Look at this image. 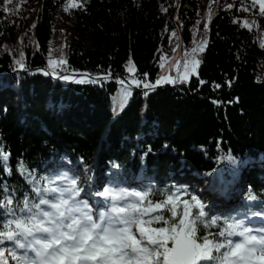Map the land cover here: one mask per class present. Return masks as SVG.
Returning a JSON list of instances; mask_svg holds the SVG:
<instances>
[{
	"label": "trees",
	"instance_id": "16d2710c",
	"mask_svg": "<svg viewBox=\"0 0 264 264\" xmlns=\"http://www.w3.org/2000/svg\"><path fill=\"white\" fill-rule=\"evenodd\" d=\"M6 40L15 45H0V73H14L0 78V148L9 154L0 156V188H25L39 177L40 156L44 163L55 157L46 169L72 163L86 177L114 163L129 172L144 167L157 180L215 174L218 190H240L239 197L255 191L257 173L264 179V15L254 1L0 0V43ZM200 46L205 51L193 54ZM22 53L24 69L50 71L49 59H64L61 75L119 73L130 84L127 67L155 83L182 77L193 56L201 64L188 82L145 96L119 77L71 85L23 72ZM100 147L99 170L92 159Z\"/></svg>",
	"mask_w": 264,
	"mask_h": 264
},
{
	"label": "snow or ice",
	"instance_id": "6c2138e0",
	"mask_svg": "<svg viewBox=\"0 0 264 264\" xmlns=\"http://www.w3.org/2000/svg\"><path fill=\"white\" fill-rule=\"evenodd\" d=\"M71 7L80 5L72 3ZM69 10L67 6L64 8L66 12ZM260 12L264 15V4L260 5ZM201 43L206 45L207 41ZM198 50L204 52L205 48L191 49L193 54ZM66 63L64 59H49L50 71L45 74L77 84L99 82V78L87 79L83 73L78 74L80 78L61 75L58 69L65 70ZM16 64L20 69L25 68L23 53ZM200 64L201 60L193 56L186 60L182 77L179 74L175 78L160 76L155 83L144 80L147 73L138 75L134 66L126 67L132 74L129 77L131 84L143 89L147 96L149 89L154 90L162 84L188 82L190 77L198 75ZM119 83L123 85L124 79ZM200 83L203 85L206 81ZM0 156L7 161L9 154L0 148ZM6 170L11 173L10 168ZM41 179L43 192L40 181L35 178L29 181L33 185L32 191L39 197L38 203L29 199L28 192L21 200L16 188L7 184L0 188L3 192L0 209L4 210L0 217L11 216L0 222V264H200L201 261L264 264V228L254 230L236 216L210 215L198 196L190 194L186 186L183 191L172 186L167 192H161L149 186L146 190H124L122 193L105 187L95 195L111 197L112 203L108 211L100 210L98 218H94L95 209L86 201L83 204L75 201L77 191L56 186V180L62 177ZM76 184L73 179L71 185ZM44 193L58 195L49 199ZM157 196L161 198L155 199ZM249 198L255 200L256 196ZM41 205H48L49 210ZM193 209L198 212L194 213ZM252 214L264 216V212ZM234 236L240 239L234 241ZM6 241L14 244L5 246Z\"/></svg>",
	"mask_w": 264,
	"mask_h": 264
},
{
	"label": "bare ground",
	"instance_id": "6f19581e",
	"mask_svg": "<svg viewBox=\"0 0 264 264\" xmlns=\"http://www.w3.org/2000/svg\"><path fill=\"white\" fill-rule=\"evenodd\" d=\"M59 15V17H60V14H58ZM20 35V34H19ZM179 51V50H178ZM175 54H177V52L175 53ZM34 70H40V71H42V72H45V71H48L47 70V68H44V67H41V66H38V67H34L33 69H24V70H22L23 72H25V71H28V72H31V71H34ZM14 73V71H10V72H2V73H0V78H2V77H4V76H7V77H9V75H12ZM79 72H69V75H75V74H78ZM126 73H128L127 71H126ZM84 74L87 76V75H91V76H93V78H101V75H103L104 73H101V72H97V73H93V74H90V73H88V72H84ZM129 74V73H128ZM46 75V74H45ZM46 76H48V77H51L52 79H54L55 81H58V82H60V78H58V77H54V76H52V75H46ZM86 76H85V78H86ZM115 77H119V79H124V81L127 83L128 82V80L126 79V77L124 76V75H122V74H119V73H117L116 74V76ZM77 78H80V77H77ZM63 82V81H62ZM66 83H68V84H73L74 82H66ZM132 86H134V85H130V87L132 88ZM131 92H132V89L130 90ZM47 106H48V109H52V107H55L54 109H58L59 108V104L58 105H53V103H51V102H48L47 103ZM63 109H64V111L65 112H73L74 110L75 111H79L80 110V107H78L77 109H74V110H71L68 106H64L63 107ZM74 111V112H75ZM48 112H51V111H48ZM73 112V113H74ZM82 112V111H81ZM70 115H72V114H70ZM70 115L67 117V119L69 120L70 119ZM94 157V156H93ZM42 161H43V157H39ZM44 162V161H43Z\"/></svg>",
	"mask_w": 264,
	"mask_h": 264
},
{
	"label": "rangeland",
	"instance_id": "374dc122",
	"mask_svg": "<svg viewBox=\"0 0 264 264\" xmlns=\"http://www.w3.org/2000/svg\"><path fill=\"white\" fill-rule=\"evenodd\" d=\"M262 4V3H261ZM22 33L23 32H19L18 34H20V37L22 36ZM24 34V33H23ZM15 36L18 38V35H16L15 34ZM22 38V37H21ZM25 39V38H24ZM10 41H13V40H10ZM10 41L8 40H6V41H2L1 43H0V45H1V47L3 48L4 46H2L3 45V43H10ZM10 45H15V41H13V42H11V44ZM2 50H4V49H2ZM25 72H27V71H25ZM79 73H84L83 71H80Z\"/></svg>",
	"mask_w": 264,
	"mask_h": 264
},
{
	"label": "water",
	"instance_id": "95a60500",
	"mask_svg": "<svg viewBox=\"0 0 264 264\" xmlns=\"http://www.w3.org/2000/svg\"><path fill=\"white\" fill-rule=\"evenodd\" d=\"M78 74H79V73H78ZM78 74H75V75H77V77H79ZM83 74H84V73H83ZM85 76H86V75H85ZM86 78H87V79H93V76H91V75H87Z\"/></svg>",
	"mask_w": 264,
	"mask_h": 264
}]
</instances>
